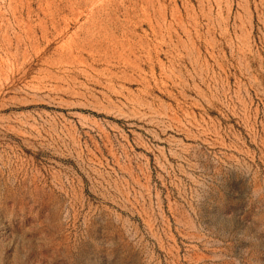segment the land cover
Segmentation results:
<instances>
[{"label":"rangeland","instance_id":"obj_1","mask_svg":"<svg viewBox=\"0 0 264 264\" xmlns=\"http://www.w3.org/2000/svg\"><path fill=\"white\" fill-rule=\"evenodd\" d=\"M0 264H264V0H0Z\"/></svg>","mask_w":264,"mask_h":264}]
</instances>
